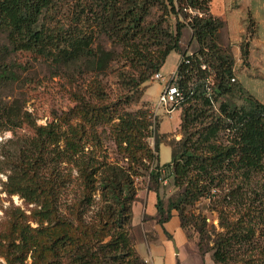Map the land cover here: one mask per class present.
I'll return each instance as SVG.
<instances>
[{
  "label": "trees",
  "instance_id": "16d2710c",
  "mask_svg": "<svg viewBox=\"0 0 264 264\" xmlns=\"http://www.w3.org/2000/svg\"><path fill=\"white\" fill-rule=\"evenodd\" d=\"M71 1L0 0V89L30 83L22 73L32 67L17 60L23 54L58 68H85L89 77L59 123L39 126L30 113H20L19 103L0 105V125L33 129L18 138L19 154H4L9 172L2 191L32 205L37 224L33 229L17 218L12 238L0 240L1 255L8 264H27L29 258L31 264H147L132 235L137 179L151 168L153 151L159 154L167 142L155 131L150 147V114L128 112L131 96L110 93L105 76L115 71L118 83L136 90L178 52L170 83L182 94L176 109L182 138L167 143L171 161L153 168L150 190L158 193L159 179L167 176L181 192L167 203L158 195L157 221L168 222L176 210L187 240L202 257L211 254L214 264H264V103L237 81L235 59L222 42L225 22L212 15V0ZM155 7L164 15L150 22ZM189 8L197 13L186 16ZM180 12L188 22L177 18L171 30L166 16ZM186 27L196 43L191 54L180 49ZM255 27L249 17L244 64ZM103 35L120 54L97 46ZM121 62L130 72L113 68ZM73 119L80 122L70 124ZM203 199L218 213L219 231L206 217H185Z\"/></svg>",
  "mask_w": 264,
  "mask_h": 264
},
{
  "label": "rangeland",
  "instance_id": "374dc122",
  "mask_svg": "<svg viewBox=\"0 0 264 264\" xmlns=\"http://www.w3.org/2000/svg\"><path fill=\"white\" fill-rule=\"evenodd\" d=\"M72 0L71 3L73 4ZM192 11V12H191ZM186 16L196 14L197 11L192 10L191 8L187 9L185 12ZM163 11L158 7L152 9V13L148 18V21L152 22L163 16ZM185 15L180 12L178 16L169 15L166 16V21L171 30H174L175 22L177 18L184 23L188 22ZM191 34L188 28H183L182 38L180 42V49L182 51H188L190 48L192 52L195 50L196 43L190 44ZM102 46L105 50H111L115 54H120L121 49L119 46L114 45L112 40L107 36H101L97 41V46ZM191 54V53H188ZM17 60L22 62L29 63V69L27 72L22 73V79L28 78L29 84H23V80L16 84L8 85L5 88L0 89V105L5 102H17L20 105V113L24 114L28 112L36 120V124L39 126H44L49 122L59 123V118L63 112L68 111L75 104L74 94L81 90V87H84L85 82H88V72L85 68H80L74 65L60 68L55 67L52 63L43 61L41 59L35 60L30 55H22ZM80 68V69H79ZM118 72H130L129 67H124L122 62L120 65H114ZM86 79V80H85ZM85 80V81H84ZM105 82L108 87V91L116 94L117 92H125L131 96V103L126 108L128 112H137L139 110H145L150 114L151 120L153 122L152 135L148 139L150 147L153 149L155 145V131L157 135L164 136V141L169 143L171 140H180L182 134L177 131L168 134H160L159 126L156 127V123L159 122L163 115L156 114V101H150L145 98V90L148 84L154 82L153 91L160 84V81H155L152 77L150 80L140 88L132 91L118 83L117 78H115V71H110L105 76ZM86 85V84H85ZM159 97V96H158ZM234 102H237L238 105L243 104L242 98L240 96H234ZM80 121L78 119H73L70 121V124H77ZM67 126V125H66ZM63 124V128L66 127ZM100 132L103 129H99ZM33 134V129L24 125L23 127H15L10 124L3 123L0 125V240L3 243H6V237L9 239L12 238V227L13 224L19 218V221H22L30 225L33 229L37 227V224L31 218L32 205L27 204L23 199L18 195L9 196L7 193L2 191L3 182L7 180L8 174V165L5 163L4 154L9 152L13 154H19L17 142L18 138ZM167 143H162L160 145L159 154L153 151L154 153V162L151 165L149 171L145 173L144 176L137 179L138 189L147 188L150 189V173L159 163V158L161 163H163L167 158L170 157V146ZM109 152L112 156H115L114 145L109 141L108 143ZM158 158V160L156 159ZM126 162V160H124ZM123 162V163H124ZM160 185L158 187V194L164 203H167L169 200H177L181 190L174 186L171 177H163L159 179ZM177 212L176 210H174ZM22 213L20 216L19 214ZM178 214V212H177ZM194 215L195 217H206L207 222L216 228V231H219V219L218 213L209 208V201L203 199L199 201L194 206L187 209L185 217ZM187 227L191 226L186 223ZM190 236L194 237L198 234L192 229H188ZM133 233V231H132ZM15 235V234H14ZM134 238V243L136 246V237L134 233L132 234ZM212 243L208 244V247H212ZM136 248V247H135ZM211 255V254H207ZM153 259L156 261L159 259L157 254L153 255ZM144 260V259H143ZM145 261V260H144ZM147 264H151L149 261H145ZM32 260L29 258L27 264H31ZM0 264H8L6 258L0 253ZM214 264V263H213Z\"/></svg>",
  "mask_w": 264,
  "mask_h": 264
},
{
  "label": "crops",
  "instance_id": "0c3cea01",
  "mask_svg": "<svg viewBox=\"0 0 264 264\" xmlns=\"http://www.w3.org/2000/svg\"><path fill=\"white\" fill-rule=\"evenodd\" d=\"M210 11L212 15L225 22L222 42L230 47L235 59L237 81L264 103V0H212ZM249 17L256 27L255 34L249 42L248 62L244 64L241 60V44L247 33ZM189 31L192 40V32L190 29ZM192 43L190 41V44ZM188 53H192L190 48ZM180 61L181 55L178 52H172L168 56L160 71L164 81H160L154 91L152 87L154 82L148 84L145 90L147 100H157L167 82L175 74ZM180 124L181 110H174L172 114L162 116L159 133L177 132ZM170 161L171 153L163 163L159 158L160 165L168 164ZM158 195L155 191L142 187L138 190L137 201L133 205L132 231L136 237L135 247L139 256L151 264H213L210 255L202 257L196 251L195 245L187 240L177 212H172L168 222L162 225L158 223L156 207ZM154 254L159 257L156 261L153 259Z\"/></svg>",
  "mask_w": 264,
  "mask_h": 264
},
{
  "label": "built area",
  "instance_id": "2783aa9c",
  "mask_svg": "<svg viewBox=\"0 0 264 264\" xmlns=\"http://www.w3.org/2000/svg\"><path fill=\"white\" fill-rule=\"evenodd\" d=\"M192 12V11H191ZM175 74L167 82L165 88L159 94L156 106V114L170 115L177 109L180 101L182 100V94L176 85L171 84L170 81L174 78ZM155 81H164L161 73H156L152 77Z\"/></svg>",
  "mask_w": 264,
  "mask_h": 264
}]
</instances>
